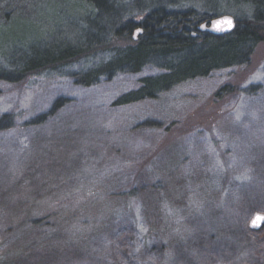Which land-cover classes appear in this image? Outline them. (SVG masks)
<instances>
[{
	"label": "rangeland",
	"instance_id": "rangeland-1",
	"mask_svg": "<svg viewBox=\"0 0 264 264\" xmlns=\"http://www.w3.org/2000/svg\"><path fill=\"white\" fill-rule=\"evenodd\" d=\"M30 1V24L0 31V50L21 59L11 68L0 57V76L49 66L0 79V259L264 264V227L251 230L254 212L244 214L246 191L264 177V41L247 64L114 106L156 69L78 84L129 62L127 41L97 46L86 0Z\"/></svg>",
	"mask_w": 264,
	"mask_h": 264
},
{
	"label": "trees",
	"instance_id": "trees-1",
	"mask_svg": "<svg viewBox=\"0 0 264 264\" xmlns=\"http://www.w3.org/2000/svg\"><path fill=\"white\" fill-rule=\"evenodd\" d=\"M145 1L133 0L132 7L127 6L126 11L120 9L119 0H86L81 5L96 19L92 23V37L96 36L101 40H97L96 45L118 43L115 39L125 40L127 42L121 45L126 48L131 58L125 65H108L106 71L99 72L91 80L78 81V84H93L101 75L109 77L115 73L138 74L147 67L156 69V73L140 76L132 88L118 95L113 101L114 106L153 99L187 79L207 76L215 69L247 64L256 46L264 41V0H198L195 6L188 3L189 0H161L163 5H147ZM30 2L0 0V31L9 30L18 24L27 26L25 23L31 22L28 21L31 15L30 9L28 10V6L32 4L29 5ZM186 3L189 6L185 5ZM24 4L27 5L26 11L23 10ZM215 4L218 8L214 7ZM229 4L236 7L228 8L235 13L236 24L232 32L212 35L201 30L202 24L219 16L221 10H227L224 5ZM132 11L145 13L137 18L130 14ZM21 13L25 14V18H21ZM137 30L140 31L135 33ZM99 33L102 34L100 39ZM22 40L19 38V41ZM0 57H7L11 68L21 65V59L6 55L3 50H0ZM48 66L41 63L36 68L24 69L17 77L0 76V79L19 81L26 75L44 70ZM59 102L61 100L53 107L58 106ZM43 117V114L38 115L32 119V123L36 124ZM261 157L258 163L264 167V156ZM259 179L246 191L249 192L244 197V214L264 211V177ZM0 264L54 263L44 252L38 254L36 251L13 257L2 256Z\"/></svg>",
	"mask_w": 264,
	"mask_h": 264
},
{
	"label": "water",
	"instance_id": "water-1",
	"mask_svg": "<svg viewBox=\"0 0 264 264\" xmlns=\"http://www.w3.org/2000/svg\"><path fill=\"white\" fill-rule=\"evenodd\" d=\"M235 24L233 16L224 14L211 19L208 23L202 24L200 28L212 35H223L232 32L235 28ZM139 31L140 30H137L135 33ZM258 217L261 219H257ZM248 226L254 231L262 229L264 227V213L254 212L248 222Z\"/></svg>",
	"mask_w": 264,
	"mask_h": 264
},
{
	"label": "snow or ice",
	"instance_id": "snow-or-ice-1",
	"mask_svg": "<svg viewBox=\"0 0 264 264\" xmlns=\"http://www.w3.org/2000/svg\"><path fill=\"white\" fill-rule=\"evenodd\" d=\"M257 219H261V218L258 217Z\"/></svg>",
	"mask_w": 264,
	"mask_h": 264
}]
</instances>
